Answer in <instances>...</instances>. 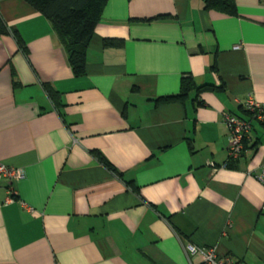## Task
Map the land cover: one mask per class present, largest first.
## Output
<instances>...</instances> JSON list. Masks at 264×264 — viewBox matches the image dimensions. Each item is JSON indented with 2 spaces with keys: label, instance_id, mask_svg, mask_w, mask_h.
<instances>
[{
  "label": "crops",
  "instance_id": "1",
  "mask_svg": "<svg viewBox=\"0 0 264 264\" xmlns=\"http://www.w3.org/2000/svg\"><path fill=\"white\" fill-rule=\"evenodd\" d=\"M234 4L107 0L76 77L52 22L0 0L23 44L0 35V163L25 172L0 206V264H204L208 248L264 264V125L223 166V114L264 104V0ZM188 75L209 89L156 102Z\"/></svg>",
  "mask_w": 264,
  "mask_h": 264
},
{
  "label": "trees",
  "instance_id": "2",
  "mask_svg": "<svg viewBox=\"0 0 264 264\" xmlns=\"http://www.w3.org/2000/svg\"><path fill=\"white\" fill-rule=\"evenodd\" d=\"M25 1L52 22L60 42L66 49L68 63L73 74L76 77L83 76L86 67L87 45L107 0ZM204 7L206 9L219 8L229 14L235 13L234 0H204ZM9 33L14 35L18 46L22 47L23 44L15 35V31L9 29L0 16V35ZM105 43L119 45L121 40L106 39ZM45 88L54 104L59 106L57 92L49 85H46ZM206 89H209V86L196 88L193 78L188 75L181 79L180 89L177 94L158 98L156 102L160 104L183 102L191 91L194 90L198 95ZM202 104L201 101L198 102V105ZM100 160L110 171L116 172V169L104 157H100ZM233 163L235 162H229L227 167L231 166Z\"/></svg>",
  "mask_w": 264,
  "mask_h": 264
},
{
  "label": "built area",
  "instance_id": "3",
  "mask_svg": "<svg viewBox=\"0 0 264 264\" xmlns=\"http://www.w3.org/2000/svg\"><path fill=\"white\" fill-rule=\"evenodd\" d=\"M243 108L249 113V117L246 119L232 113L223 114V119L229 133L227 162L223 165L224 167H227L229 162H235L242 156L245 150V143L249 139L252 129L251 122L256 120L264 125V104L250 98L243 104ZM24 177L25 172L23 169L0 163V182L6 180L9 183L5 187L3 198H0V206L11 204L17 200L11 184L14 181L22 180ZM256 178L264 185V165H262L256 174ZM187 251L190 255H194L199 249L188 245ZM203 261L204 264H234L230 258L218 257L214 248L204 250Z\"/></svg>",
  "mask_w": 264,
  "mask_h": 264
}]
</instances>
